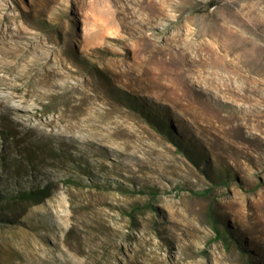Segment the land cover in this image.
<instances>
[{"label":"rangeland","instance_id":"1","mask_svg":"<svg viewBox=\"0 0 264 264\" xmlns=\"http://www.w3.org/2000/svg\"><path fill=\"white\" fill-rule=\"evenodd\" d=\"M0 264H264V0H0Z\"/></svg>","mask_w":264,"mask_h":264},{"label":"trees","instance_id":"2","mask_svg":"<svg viewBox=\"0 0 264 264\" xmlns=\"http://www.w3.org/2000/svg\"><path fill=\"white\" fill-rule=\"evenodd\" d=\"M213 6H215V4H212ZM152 121L154 124H156L158 127H162L163 129H166V123H164V120L162 118H159L158 116L151 114L150 115ZM178 146L181 147L182 151H184L185 153L189 152V148H187L188 146H184L181 142L178 141ZM188 151V152H187ZM193 159V158H192ZM195 161V160H194ZM51 185H48L46 187L43 188H37V189H29V190H20L17 192H12L11 194H5L2 195L1 198L2 199H7L8 201L14 200V201H20L22 203H36L40 200H44L46 198H48L50 196L51 193ZM178 191H185L187 189L184 188H178ZM132 191V190H127ZM190 191L192 194L195 195H206L207 193H209L211 191V189H208L206 191H202V192H197L195 190H188ZM134 192V191H132ZM137 193H149L151 195L152 198H156L159 195V191L157 190H139ZM218 222L219 220L217 219V217L213 218V224H214V229L216 231V239L215 240H222L225 243H229V238L227 236V234L219 229L218 226Z\"/></svg>","mask_w":264,"mask_h":264}]
</instances>
